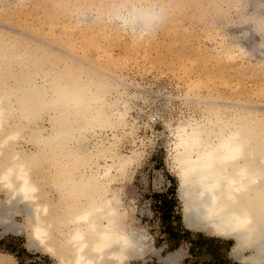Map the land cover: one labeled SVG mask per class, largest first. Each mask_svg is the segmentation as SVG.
Here are the masks:
<instances>
[{
	"label": "clouds",
	"instance_id": "1",
	"mask_svg": "<svg viewBox=\"0 0 264 264\" xmlns=\"http://www.w3.org/2000/svg\"><path fill=\"white\" fill-rule=\"evenodd\" d=\"M245 2L41 0L40 7L89 27L111 28L133 43L156 37L178 18L195 20L222 37L217 50L222 55L239 46L228 42L217 19L251 20L264 34V15L244 16ZM14 60L0 53V192L7 190L9 199L19 195L32 204V216L23 219L29 239L56 257L57 264H101L113 246L115 250L107 252L113 264H125L130 250L142 254L150 237L133 228L131 209L122 206L119 190L111 185L122 183L143 156L112 180L93 166L103 144L80 134L86 127L94 132L98 125H124L119 115L120 79L74 61L51 62L39 54L19 68ZM237 63L253 82L246 94L225 97L200 88L177 97L182 108L174 121H168L166 163L177 177L184 214L197 215L213 235L241 234L240 246L247 247L264 238V110L255 107L264 106V62H251L245 52ZM41 122L50 125L48 131L35 136L31 148L16 159L12 130L35 128ZM87 141L91 147L81 152L77 146ZM17 166L28 174L34 189L29 194L16 177ZM242 259L245 264H261L255 257ZM7 264L16 261L12 258Z\"/></svg>",
	"mask_w": 264,
	"mask_h": 264
},
{
	"label": "rangeland",
	"instance_id": "2",
	"mask_svg": "<svg viewBox=\"0 0 264 264\" xmlns=\"http://www.w3.org/2000/svg\"><path fill=\"white\" fill-rule=\"evenodd\" d=\"M249 1L250 0H246L248 4H246L245 2V4L243 5L244 7L242 9V14L244 16H248V15L251 16L252 14L254 15L256 11H257L256 15L264 14V9H263L264 0H255V1L253 0L256 3H260L261 1L263 2V4L261 3L262 6L261 8H259V10L254 9L252 6V1L250 3ZM20 2L21 0L20 1L0 0V31H2L3 33L6 32L7 35L10 36L13 35L14 37H18L23 41L25 39L26 42L28 40L29 43H31L32 41V44H34L33 42L38 41L36 45H39L44 50L46 47L48 48L50 46L49 50H56V51L62 50L60 52L64 51L63 53H66L65 49H62V47L60 48L58 47L59 44L57 42L50 43L49 42L50 38L49 37L44 38L43 34H45L48 31L49 28L47 27L53 26L52 29L50 30V34H53L54 36L58 37L60 35L58 33H61L60 31L61 29L59 30V28L62 27L63 25L62 23H65L69 19V17L62 18V16L58 17L56 15L51 14L43 7H40L41 0H23L21 3ZM260 9L263 12H261ZM61 18H62V23L60 21ZM75 20H76L75 18H71V23H74ZM249 23L250 22L226 23L222 19H217L216 21L217 27L221 28L223 33L227 35L229 43L237 42L240 46L245 45L246 46L245 48L246 49L248 48L247 51L250 52L248 53L246 52V53L248 54V58L251 60V62L253 63L264 62V55H263L264 46L260 45L261 42L263 41V36L260 35V33L253 32V26L251 25V23L250 24ZM172 24H174L173 25L174 30H172ZM172 24L168 26L171 28L167 27L168 30L167 29H165V31L162 30L156 37L149 40L150 43H152V48L150 47L151 45L148 47H145L144 45V47H142L143 50L140 48L138 49L137 52L139 54L134 53L135 52L134 51L133 53L130 52L129 56L126 55L128 51L124 50V48L122 47L123 46L122 43L119 42L120 43L119 44L117 40L116 41L113 40L114 42H111L110 40V46H109V44L106 45L108 43L106 40H105L106 42L104 40H101V37L100 39H97L99 38L97 37V35L95 36L96 38L94 37L95 39H97V41L94 39L95 42L99 44L102 42L103 47L107 46L110 48V50H112L110 51L109 48H105L110 52H112L113 57H116V54H118L117 56H120L118 63L121 64L122 63L121 61H123L124 64H121L123 67L119 64L118 68L121 67L122 70L120 68H119L120 71L118 70V68L117 70L121 74H125L126 72H128L127 73L128 75L125 74V76H129V78L131 79L133 78L132 80L140 82L141 84H143L142 85L143 87L146 86L145 89H143L146 90L145 93H142L144 92L142 90L141 93L145 95L147 94L146 95L147 98L145 97L144 99L133 100L132 108L134 110L133 109L131 110V114L137 117L136 121L138 122L137 124L139 126V129L136 133L138 134L137 139L139 138L143 139V144L140 145V149L142 151L143 157L141 158L140 162L137 165L133 166L125 181H123L122 183H116L117 185L121 186L119 192L122 195L121 199L123 201V204L126 206L127 209H131L129 215L132 220L133 228L143 229L144 232L147 234V236L150 237V241H146L148 245L147 251H145V253L140 259H135L131 261L130 264H201V258H197L196 260H194L193 257L189 255L187 241L184 240L181 241L179 248L171 252L168 251L167 247L169 244L172 243V241L170 243L169 240H167V236L163 233L162 230L163 225L161 224V219H160V210H158V205L155 203L156 201H158V197L156 196L160 194H163L167 199L168 198L171 199L172 202H174L173 204L175 205L173 209L174 212L176 213L177 216L180 215L181 227L187 228L182 217V212H183L182 204L180 199L178 198V180L177 177L169 171L166 163L168 126L165 124V122L167 123L169 120H171V118L175 120V118L179 115L182 105L180 100L177 99V97H179L182 94H185L189 90L188 89L189 87L186 88L187 82H189L190 84L193 82L194 79L196 81L197 78L198 79L201 78V80L204 82L207 76L208 78H210V80L213 79L212 82L220 83L221 85L223 83L228 82L227 86L226 84H224V86L227 88L225 87L222 88L220 84H219L220 87L217 86L218 90L221 89L222 92L224 91L226 92V90L228 91L226 95H224L225 93H223L224 96L227 95L230 96L229 94L231 89L229 91V87L232 88L231 95L246 94L251 89L253 84V82L250 81L247 78L246 74L241 70L239 63H237L238 59H235L233 62L229 63L226 62V60H224L223 57L216 56L217 55L216 49L218 48L220 49L221 47L220 43L223 42V39L221 36H219L216 33L215 30L207 29L203 25L199 24L197 21L186 18H178L177 21L175 20ZM83 27H86V25ZM88 28L89 26L85 30L86 38H88L87 36H89V33H92L91 30H88ZM34 30L36 32L35 34H34ZM36 30L39 31L42 30V32L40 31L41 32L40 33ZM173 31L174 33H172ZM76 32L77 29H75L74 34L80 42L79 45L84 44L83 39L85 38L82 39V37H80V33L78 32L76 33ZM244 34H246L247 36ZM121 36L123 38H119V41L123 39V41H126L127 43L123 41L121 42L128 45L129 43H131L130 37L120 33V37ZM163 39L164 42H161L163 41ZM174 40H176L177 42ZM115 43H117L118 45H115ZM256 43L258 45H256ZM42 45L44 47H42ZM144 48H147L146 49L147 51L149 49L152 50L149 51L150 55L147 58L143 56L144 55L143 52H145ZM91 50L92 48L89 49L90 53L92 54L95 53L93 50H92L93 52H91ZM156 50L157 52H155ZM166 50H168V52ZM175 51H177L178 53L176 52L177 53L176 54ZM159 52L161 53L159 54ZM162 52L164 55L162 54ZM196 53L197 54L200 53V54L197 55ZM153 54L155 56H153ZM179 54L180 56L181 55L183 56L180 57L178 56ZM124 55H126V59L124 58L125 57ZM171 57L174 58L172 59ZM177 57H178V61H177ZM238 57L239 59H241L244 56L242 57L237 56V58ZM179 59L180 61L182 60V62L184 61L189 67L191 66L189 64L190 61L192 59L193 60L195 59L193 61V65L195 66V68L193 66L194 69L192 70H197L199 73L196 71H192L191 72L192 74H189V77L186 74L185 76L181 68V65L179 63L180 62ZM124 65L126 66V68H124L125 67ZM135 77L136 79H134ZM212 77H214L215 79ZM197 81L199 82L200 79ZM200 85H199V89L205 88L204 87L205 84H203L202 87ZM235 91L236 92L238 91V93L236 94ZM255 107L257 110H264V106H255ZM143 108L144 109L147 108V109L144 110ZM43 124L47 125L46 122H43ZM136 134L134 137H136ZM126 148L127 149L131 148V144L128 143L127 141L123 145V149L127 150ZM52 195L53 197H55L54 192ZM0 197L4 199L5 195L3 193H0ZM24 217L25 215L23 213H20L17 216H15L14 220L18 223L23 224ZM187 229L192 230L193 232L200 231L208 236H214L213 234L210 233L209 230H194L190 228ZM218 238H220L221 240H229L232 242V245L234 244L233 239L223 238V237H218ZM9 240L13 241V243L9 246V248H13L15 251H19L21 248L19 246L22 245L24 248H26V252L28 254H37L36 256H33L31 258L29 255L25 253L24 254L19 253L18 258H15L10 254L12 258L15 259L16 264H20L18 259L23 260L24 263L26 264L30 260H38L39 256L47 257L48 264L56 263L55 258L51 257L50 255L46 254L43 251L34 249L33 247L30 246V244H28L27 233L25 230L22 233H15V234L8 233L1 235L0 254L2 252L7 253L5 251L6 250L5 246L6 244L9 243ZM2 241H5V245L2 244ZM246 253L248 254V252ZM170 254L174 255V257L170 259L172 261L165 263L163 259L167 258V256ZM231 260H234L233 262L238 261L233 257L231 258Z\"/></svg>",
	"mask_w": 264,
	"mask_h": 264
},
{
	"label": "bare ground",
	"instance_id": "3",
	"mask_svg": "<svg viewBox=\"0 0 264 264\" xmlns=\"http://www.w3.org/2000/svg\"><path fill=\"white\" fill-rule=\"evenodd\" d=\"M22 1L23 0H21V2ZM251 1H252L253 8L256 9V10H259V8H261V6L263 4L262 1L260 3H256V2H254L255 0L254 1L250 0L249 3ZM246 4H248V2H246ZM263 6H264V4H263ZM260 11H261V9H260ZM261 12H263V11H261ZM256 14H257V11H256V13L254 15H256ZM251 16H253V14ZM62 18H61V20L59 19L61 21V23H62ZM248 22L251 23V25L253 26V32L256 33L257 31L255 30V27H254L253 23L251 22V20H249ZM62 24H63L62 27L59 28V30L61 29L60 30L61 33H58V34H60L58 37L54 36L53 34H50V30L52 29L53 26L52 27H47L49 29L43 35H44V38H46V37L50 38L49 39L50 43L57 42L60 45L59 46L57 44L58 47L59 48L62 47V49H65L66 53H63L64 51L60 52L62 50H59V51L49 50L50 46L48 48L46 47L47 50H46V48L44 50L39 45H36L38 43V41L33 42L34 44H32V41H31V43H29L28 40H27V42L25 41V39L23 41V40H21L18 37H14L13 35L12 36L7 35L6 32L3 33L2 31H0V53H3L5 55L11 56V57H14L15 58L14 62L17 65L18 68L21 67V66H26L29 63L31 57L39 54L42 57H46L51 62L74 61L76 63V65H78L80 67H83V68H86V69L87 68H92V69H94L96 71L104 72V73H107L109 75L115 76L116 78L120 79L121 85H122L121 86V92L123 93V102H122V104L119 107V115H120L121 119L124 121V125L123 126H119V127H106V126H103V125H98L95 128L94 132L89 127H86V128H83V129L80 130V134L83 135L85 138L95 137L97 140H99L100 143L103 144L102 150L98 153L97 157L93 161L94 169L101 176L111 177L112 180H116L118 175L122 174L126 167L130 166L135 160H138L139 158L142 157V151L140 149V145L143 144V139H140V138L137 139V135L138 134H136V133H137V131L139 129V126L137 124L138 122L136 121L137 117H135V116H133L131 114V110L133 109L132 108L133 100H135V99L136 100L137 99H144L146 97L147 94L146 95L142 94V93H145L146 90H143V89H145L146 86L143 87L142 86L143 84H141L140 82L132 80L133 78L131 79V78H129V76H125V74L128 75L127 74L128 72H126L125 74H121L119 72L121 67H119L120 69L118 68V66L120 64V63H118L119 59H120V56H117L118 54H116V57H113L112 52H110L112 50H110L109 47H107V46L103 47L102 46L103 45L102 42L99 44V43L95 42V40L97 41V39H100V37H101V40H104V41L106 40L108 43L107 44L105 43V44L106 45L109 44V46H110V40H111V42H114V41L117 40L118 43L119 42L122 43V45H123L122 47L124 48V50L128 51L127 54H126L128 56L130 55V52L133 53L134 51H135L134 53L137 54L138 53L137 51H138L139 48L143 50L142 47H144V45H145V47H148V46L151 45L150 47L152 48V43H150L149 40H144V41H139L137 43H133L132 39L130 38L131 39V43H129V45L125 44L123 42H126V41H123V39L121 40L123 42L119 41V38H123L122 36L120 37V33L119 32H116V31H114L111 28H105V27H89L88 30H91L92 33H89V36L86 35L88 37V38H86L85 37V34H86L85 30H86V28L88 26L83 27L85 25L81 24L79 22V20L76 19L74 23H71V18H69L65 23H62ZM178 24H180V23H178ZM173 25L174 24H172V30H174L173 29L174 28ZM168 28H171V27H168ZM168 28H166V29L168 30ZM26 29H27V27H26ZM75 29H77V32L80 33V37H82V39L85 38V39H83L84 44L81 43L82 45H79L80 42L76 38V36L74 34ZM31 31H33V30H31ZM36 31H38V32L41 31L42 32V30H40V31L36 30ZM163 31H165V29ZM246 31H248V30H246ZM35 33L36 32L34 30V34ZM172 33H174V31ZM96 35L99 38L95 39ZM244 35H246V34H244ZM260 35L263 36V41H264V34L260 33ZM157 39H158V37H157ZM77 40H78V42H77ZM174 41H176V40H174ZM161 42H164V39ZM222 43H220L221 46H222ZM232 44H235V45H237L239 47L230 48V49H228L226 51H223L222 55H218L217 54L216 56L217 57H223V59L226 60V62L230 63V62H233L235 59H239V57L237 58V56H241L242 57V56L245 55V52H247V53L250 52V51H247L248 48L246 49L245 45L240 46L237 42L232 43ZM115 45H118V44L115 43ZM256 45H258V44L256 43ZM42 47H44V46L42 45ZM167 47H168V45H167ZM91 48H92V50L95 53H93V54L90 53L89 49H91ZM105 48H109L110 51L105 49ZM241 48L245 52L242 51ZM259 48H261V47H259ZM144 49H145V52H143L144 53L143 56H145V58H147L150 55L149 51L151 49H149L148 51L146 50L147 48H144ZM92 50H91V52H93ZM216 50H219V48L216 49ZM166 51L168 52V50H166ZM155 52H157V50ZM176 52L177 51H175V53ZM257 52H259V51H257ZM160 53L161 52H159V54ZM216 53H217V51H216ZM162 54H163V52H162ZM176 54H174V55H176ZM198 54H200V53H198ZM126 55H124L125 57L123 56L125 59H126ZM153 56H155V55L153 54ZM178 56H180V54ZM182 56L183 55H181L180 57H182ZM174 57H171V58L173 59ZM156 58H157V56H156ZM217 59H220V58H217ZM161 60H162V58H161ZM161 60H159V61H161ZM194 60L192 59L190 61V63L188 62L191 65L189 67L184 61L182 62V60L180 61V59H179V61H180L179 63L181 65V68L183 70L184 75L186 74L189 77V74H192L191 73L192 71L198 72L197 70H192V69L195 68V66L193 65V61ZM177 61H178V57H177ZM121 62H122L121 64H124L123 61H121ZM135 63H136V61H135ZM202 64H203V62H202ZM193 66H194V68H193ZM117 68H118L119 71L117 70ZM124 68H126V66ZM142 71H143V69H142ZM207 75H210V74H207ZM207 75H205V76H207ZM211 76H213V75H211ZM212 78H214V77H212ZM134 79H136V77ZM199 79H200V81L198 82L197 80H199ZM199 79L198 78L196 79L197 83H196V81L194 79L193 82L190 83L192 85H190L189 82L186 83L187 84L186 88L189 87L188 88L189 90L187 89L188 91L185 94H187L190 90L199 89L200 83H201V85H200L201 87L203 86V84H205V86H204L205 88L218 90L217 86H219L220 83L212 82L213 79L210 80V78H208V76H207V78H206V80L204 82L201 80V78H199ZM222 82H223V80H222ZM224 84H226V86H227L228 82L227 83H223L222 85L220 84V86H222V88H223V87H225ZM225 88H227V87H225ZM230 89H231V91H230ZM141 90L144 91V92L141 93ZM229 91H230V94H229L230 96L234 95V94L231 95L232 88L229 87ZM238 91L237 92L235 91L236 94L238 93ZM217 92H219L221 94L225 93L224 95H226V93L228 91L226 90V92L225 91L222 92L221 89H220ZM227 96H225V97H227ZM145 101H146V99H145ZM143 106H144V104H143ZM145 109H147V108H145ZM171 120H173V119L171 118ZM26 124H27V121H25V125ZM165 124L169 127V122H167V123L165 122ZM49 128H50V125L49 124L45 125V124H43V122H41L35 128H29V127H23V126L14 128L12 130V132L10 133V138L17 145V152L15 154V158L19 159L24 151H26V150L31 148L32 145H31L30 141L35 136L44 135L48 131ZM135 134H136V137H134ZM126 141L131 144V148H128V149L126 148L127 150H124L123 149V145H124V143ZM138 142H139V144H138ZM77 147H78V149L81 152H85L91 147V141L82 142ZM134 165H137V164H134ZM134 165H132V168H133ZM9 171L11 173V170H9ZM15 174H16L17 179L23 181V183L21 184V188L22 189L25 187V183H27L29 185L28 174L23 170V168L21 166H17L16 167ZM2 179L7 180V176L2 177ZM125 179H124V181H125ZM116 183H121V182L118 181V182L113 183L111 185L112 189L120 190L121 186L117 185ZM0 193H3L5 195L4 199H2L0 197V236L4 235V234H8V233H14V234L15 233H22L24 231L23 224L16 222L14 220V218H15V216H17L20 213H23L25 216L31 217L32 216V204L27 202V201H23L19 195L9 199L8 196H7V190H5V192H0ZM121 196L122 195L120 194V199H121ZM121 204H122V206L125 209H127L126 206L123 204L122 199H121ZM182 217H183V221H184V223H185L187 228L194 229V230H206L203 227V225H202V223H201V221H200V219H199V217L197 215H195V214L185 215L184 212H182ZM136 234L138 236L142 235V233H140V232H137ZM214 236H217V235H214ZM218 237H221V236H218ZM223 238H225V237H223ZM227 238H230V239L234 240V244L231 246V249H230V255L234 259L238 260L240 263L245 264V262H244V260L242 258H244V257H255V258L260 260L261 264H264V238H261L256 243H254V244H252L250 246H247V247L240 246L241 245V234H236V235H234L232 237H227ZM27 239H28L27 240L28 244H30L31 247H33L34 249L43 251L46 254L50 255L51 257L55 258L56 259V263L55 264H57V258L54 257L50 252L46 251L44 249V247L38 241H36L34 239L30 240L28 235H27ZM145 244H146V246H145L144 251H143L142 254H138L135 250H130L128 252V254H127L128 255V259L125 261V264H130L131 261H133L135 259H140L143 256V254L145 253V251H147V249H148V245H147L146 242H145ZM115 247L116 246H113V248L107 250V252L114 251ZM107 252L105 253V258H104V260H102L101 264H113L112 261L107 259ZM246 252H248V254ZM172 257H174V255L170 254V255L167 256V258L163 259V261L165 263L171 262L172 260H170V259H172ZM11 259H12V256L9 253L2 252L0 254V262H4V264H7V262L10 261Z\"/></svg>",
	"mask_w": 264,
	"mask_h": 264
},
{
	"label": "trees",
	"instance_id": "4",
	"mask_svg": "<svg viewBox=\"0 0 264 264\" xmlns=\"http://www.w3.org/2000/svg\"><path fill=\"white\" fill-rule=\"evenodd\" d=\"M158 201L155 203L158 205L160 210V219L163 233L167 236V240L172 243L168 245L167 249L169 252L179 248L181 241L188 242V253L194 260L201 258V264H225L227 262V254L232 246V242L229 240H221L215 236H208L203 232H193L187 228H182L180 225V215H176L174 212L175 205L171 199H167L163 194L157 195ZM175 213V214H174ZM174 219V221H173ZM176 219V220H175ZM13 243L9 240V243L5 246V251L15 258H18V254H27L31 257L37 254H28L26 248L22 245L19 247V251H15L9 246ZM5 245V241H2ZM206 258L208 262L205 263ZM20 264H25L23 260L18 259ZM199 262V261H198ZM26 264H48V258L39 256L38 260H30Z\"/></svg>",
	"mask_w": 264,
	"mask_h": 264
},
{
	"label": "snow or ice",
	"instance_id": "5",
	"mask_svg": "<svg viewBox=\"0 0 264 264\" xmlns=\"http://www.w3.org/2000/svg\"><path fill=\"white\" fill-rule=\"evenodd\" d=\"M192 139H193V143H196V138L193 137ZM22 190H23L26 194H29V193H31L32 191H34V189H33L30 185H28L27 183H25V187H24ZM37 235H38V236L40 235V232H39V231L37 232Z\"/></svg>",
	"mask_w": 264,
	"mask_h": 264
},
{
	"label": "crops",
	"instance_id": "6",
	"mask_svg": "<svg viewBox=\"0 0 264 264\" xmlns=\"http://www.w3.org/2000/svg\"><path fill=\"white\" fill-rule=\"evenodd\" d=\"M229 252H230V250H229ZM229 252L227 254V259H230L231 260L232 256L229 255L230 254ZM230 260H228L227 262H225V264H240V262H238V261L237 262H233L234 260H231V261ZM207 262H208V258H206L205 263H207Z\"/></svg>",
	"mask_w": 264,
	"mask_h": 264
}]
</instances>
